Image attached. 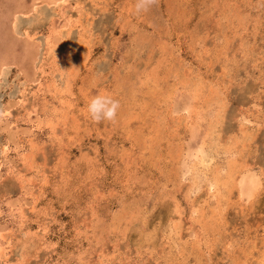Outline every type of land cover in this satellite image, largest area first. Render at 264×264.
<instances>
[{
  "label": "rangeland",
  "instance_id": "1",
  "mask_svg": "<svg viewBox=\"0 0 264 264\" xmlns=\"http://www.w3.org/2000/svg\"><path fill=\"white\" fill-rule=\"evenodd\" d=\"M52 1L0 0V264H264V0Z\"/></svg>",
  "mask_w": 264,
  "mask_h": 264
},
{
  "label": "bare ground",
  "instance_id": "2",
  "mask_svg": "<svg viewBox=\"0 0 264 264\" xmlns=\"http://www.w3.org/2000/svg\"><path fill=\"white\" fill-rule=\"evenodd\" d=\"M42 1V0H41ZM44 2V1H43ZM53 3V1L52 0H45V3ZM36 9V6H34L33 8H32V11H34ZM17 17V16H16ZM16 19V18H15ZM243 19V18H242ZM67 25V24H66ZM233 33V32H232ZM25 34H26V36H28L27 35V32H25ZM55 34L53 33V36H54ZM60 35V34H59ZM52 36V35H51ZM52 36V37H53ZM57 36V35H56ZM29 37V36H28ZM57 41H55V43H56ZM60 42V41H59ZM189 42V41H188ZM47 43H49L48 41H47ZM51 45V44H50ZM49 44H48V46H49V48L51 47ZM59 47V46H58ZM58 50V49H57ZM53 51V50H52ZM54 52V51H53ZM61 52V51H60ZM66 57H67V55H66ZM65 58V57H64ZM52 62V61H51ZM50 64V63H49ZM67 64V63H66ZM48 67V66H47ZM197 67V66H196ZM64 70V69H63ZM74 71V70H73ZM71 76V75H70ZM68 77V76H67ZM68 81V80H67ZM68 83V82H67ZM194 85H196V84H194ZM190 89V88H189ZM196 89V88H195ZM191 90V89H190ZM192 91V90H191ZM197 91V90H196ZM193 92V91H192ZM60 94V93H59ZM63 94V93H62ZM205 100V99H204ZM4 108V107H3ZM6 108V107H5ZM6 113V112H5ZM191 113V112H190ZM6 115V114H5ZM193 117V116H192ZM195 118V117H194ZM218 119V118H217ZM3 120V119H2ZM4 121V120H3ZM158 125V124H157ZM9 128V127H8ZM9 132V131H8ZM212 132V131H211ZM15 136V135H14ZM182 137V136H181ZM30 140V139H29ZM18 142V141H17ZM30 143V142H29ZM2 148V147H1ZM4 149V148H3ZM201 159V158H200ZM200 161V160H199ZM237 161V160H236ZM203 162V161H202ZM209 163V162H208ZM183 164V163H182ZM202 164V163H201ZM204 164V163H203ZM236 178V177H235ZM234 179V178H233ZM213 181V180H212ZM249 181V180H248ZM250 182H251V184H252V180H250ZM218 183V180H216V181H214V182H212L211 184H210V187H214L215 185H219V184H217ZM257 183V182H256ZM133 184V183H132ZM251 189H252V187H251ZM219 191V190H218ZM72 195V194H71ZM169 199V198H168ZM165 201V200H164ZM169 217V216H168ZM22 224V223H21ZM135 224V223H134ZM182 225V224H181ZM76 228V227H75ZM1 235V234H0ZM25 235V234H24ZM180 235V234H179ZM183 237V236H182ZM2 251H3V249L0 247V255L2 254ZM138 257V256H137ZM75 261V260H74ZM138 261V260H137ZM5 262V261H4ZM264 263V262H263Z\"/></svg>",
  "mask_w": 264,
  "mask_h": 264
}]
</instances>
